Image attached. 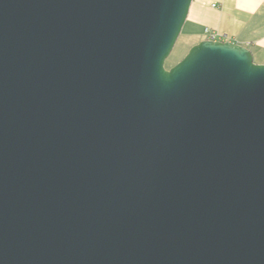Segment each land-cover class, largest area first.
I'll return each instance as SVG.
<instances>
[{"label": "water", "instance_id": "water-1", "mask_svg": "<svg viewBox=\"0 0 264 264\" xmlns=\"http://www.w3.org/2000/svg\"><path fill=\"white\" fill-rule=\"evenodd\" d=\"M194 0H0V264H264V63Z\"/></svg>", "mask_w": 264, "mask_h": 264}, {"label": "crops", "instance_id": "crops-1", "mask_svg": "<svg viewBox=\"0 0 264 264\" xmlns=\"http://www.w3.org/2000/svg\"><path fill=\"white\" fill-rule=\"evenodd\" d=\"M184 27L198 43L210 38V29L217 40L244 45L264 63V0H194Z\"/></svg>", "mask_w": 264, "mask_h": 264}, {"label": "rangeland", "instance_id": "rangeland-1", "mask_svg": "<svg viewBox=\"0 0 264 264\" xmlns=\"http://www.w3.org/2000/svg\"><path fill=\"white\" fill-rule=\"evenodd\" d=\"M196 43H198L196 36L189 32L188 27H184L171 55L166 60V68L169 69L181 61Z\"/></svg>", "mask_w": 264, "mask_h": 264}, {"label": "built area", "instance_id": "built-area-1", "mask_svg": "<svg viewBox=\"0 0 264 264\" xmlns=\"http://www.w3.org/2000/svg\"><path fill=\"white\" fill-rule=\"evenodd\" d=\"M206 31L209 33L210 38L209 39H213V40H217L216 37L218 36V34L210 29H206Z\"/></svg>", "mask_w": 264, "mask_h": 264}]
</instances>
